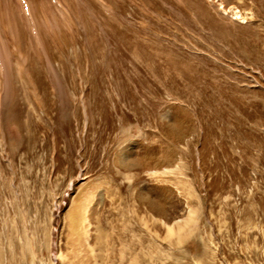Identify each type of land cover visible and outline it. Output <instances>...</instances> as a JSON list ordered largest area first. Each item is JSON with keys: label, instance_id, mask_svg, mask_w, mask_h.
Segmentation results:
<instances>
[{"label": "rangeland", "instance_id": "obj_1", "mask_svg": "<svg viewBox=\"0 0 264 264\" xmlns=\"http://www.w3.org/2000/svg\"><path fill=\"white\" fill-rule=\"evenodd\" d=\"M0 247L264 264V0H0Z\"/></svg>", "mask_w": 264, "mask_h": 264}, {"label": "bare ground", "instance_id": "obj_2", "mask_svg": "<svg viewBox=\"0 0 264 264\" xmlns=\"http://www.w3.org/2000/svg\"><path fill=\"white\" fill-rule=\"evenodd\" d=\"M177 170H180V162L179 163H176V165H174L173 167H165L163 170H161L162 172H166V171H170V172H173V171H177ZM150 174H152V175H155L156 173H158V171H156V170H154V171H150L149 172ZM92 197H93V192L91 191V192H89V194H88V196H87V198H86V202L84 203V205H83V208H82V212H83V216H82V219H81V223H82V225H81V228H82V232H83V235H84V240H85V242H87L88 243V245H89V247H90V250H93V251H95L94 250V247L91 245V242L89 241V237H90V225H91V222H90V219H89V215H88V211H89V204H90V200L92 199ZM189 208V207H188ZM189 211H188V213H187V216L186 217H184V218H181V219H179L178 218V220H177V226L175 225V222L174 223H167V222H165L161 217L159 218V221H161L162 222V224H164L165 225V227H166V237H172L174 234L176 235V234H179L183 229H184V225H181V224H179V222H181V221H183V223L184 224H186L187 222H189V221H191L192 219H193V217H194V215H195V213H194V210L190 207L189 209H188ZM153 216V215H152ZM77 216H76V214H74V212L72 211L71 213H70V219H71V221H73V223L75 222V221H77L76 218ZM154 217V216H153ZM148 222V221H147ZM13 223V222H12ZM25 223V222H24ZM24 223H22V224H24ZM145 223H146V221H145ZM76 224V223H75ZM73 225L74 224H72V231H71V233H72V235H76V230H75V228H73ZM190 225V224H189ZM25 226V225H24ZM145 226V225H144ZM146 226H147V224H146ZM187 226V225H186ZM26 227V226H25ZM97 229V228H96ZM15 230H17V229H15ZM23 232V231H22ZM27 232V231H26ZM19 233V232H18ZM101 233V232H100ZM156 235H157V233H156ZM18 236H19V234H18ZM106 237V236H105ZM83 239V238H82ZM97 239V238H96ZM30 240V239H29ZM99 240V239H98ZM21 241V240H20ZM22 242V241H21ZM31 242V241H30ZM99 242V241H98ZM20 243V242H19ZM102 243V242H101ZM21 245H23L22 243H21ZM87 245V244H86ZM10 246V245H9ZM24 246V245H23ZM95 246H97V245H95ZM11 247H12V245H11ZM10 247V248H11ZM48 247H49V245H48ZM1 248V247H0ZM9 248V247H8ZM27 248L31 251V253L34 255V254H36V251L34 252L33 251V248H32V245L29 243V241L27 242ZM23 249V248H22ZM27 250V249H26ZM10 251V250H9ZM14 251V250H13ZM93 251L91 252V253H93ZM1 252V251H0ZM106 252V251H105ZM22 253V252H21ZM29 253V252H28ZM40 253V252H39ZM42 253V252H41ZM95 253V252H94ZM13 254V253H12ZM105 254V253H104ZM24 255V254H23ZM32 255V256H33ZM37 255V254H36ZM92 255V254H91ZM42 256V255H41ZM57 256V255H56ZM30 257V256H29ZM57 257H59V259H61L62 261H65L66 259H67V254H65L63 251H60L59 253H58V256ZM104 257H105V255H104ZM123 257V259H124V256H122ZM44 258V257H43ZM23 259H26V258H23ZM32 259V258H31ZM96 259V258H95ZM120 259V258H119ZM27 260V259H26ZM29 260V259H28ZM33 260V259H32ZM32 260H30V262L32 261ZM55 260H52L51 261V263L50 264H54L55 262H54ZM29 262V263H30ZM28 263V261H27V264H29ZM31 263H33V262H31ZM44 263V262H43ZM122 263V262H121Z\"/></svg>", "mask_w": 264, "mask_h": 264}]
</instances>
